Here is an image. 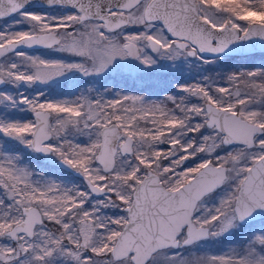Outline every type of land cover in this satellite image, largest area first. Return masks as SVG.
<instances>
[{
  "label": "snow or ice",
  "instance_id": "1",
  "mask_svg": "<svg viewBox=\"0 0 264 264\" xmlns=\"http://www.w3.org/2000/svg\"><path fill=\"white\" fill-rule=\"evenodd\" d=\"M257 46L264 0H0V264H264V62L218 70ZM185 64L157 100L29 92Z\"/></svg>",
  "mask_w": 264,
  "mask_h": 264
},
{
  "label": "rangeland",
  "instance_id": "2",
  "mask_svg": "<svg viewBox=\"0 0 264 264\" xmlns=\"http://www.w3.org/2000/svg\"><path fill=\"white\" fill-rule=\"evenodd\" d=\"M35 55H44L45 57H55L54 53L42 50L41 52L32 53ZM264 51H254L237 57H228L222 60L223 71H230L235 66L260 65L264 62V55H253ZM236 55V54H234ZM249 55V56H248ZM120 64L121 62H117ZM213 68L216 66L213 65ZM196 69L190 64L181 65L175 71H161L155 69L149 74L127 73L119 70L110 69L106 74L97 78L83 77L79 73H67L65 76L57 78L56 81L49 82L47 85H36L33 90H43L51 96L60 98L61 96L71 95L77 91L86 89L98 90L103 92L105 88L113 89L116 92H127L129 94H140L150 97L153 100L162 98L168 92L175 91V82L177 80L189 79L194 76ZM214 74V73H209ZM95 94V91L93 92ZM166 147V146H162ZM33 166L44 169L48 167H57L54 158L44 159L36 158Z\"/></svg>",
  "mask_w": 264,
  "mask_h": 264
},
{
  "label": "water",
  "instance_id": "3",
  "mask_svg": "<svg viewBox=\"0 0 264 264\" xmlns=\"http://www.w3.org/2000/svg\"><path fill=\"white\" fill-rule=\"evenodd\" d=\"M254 51H264L262 50L259 46L251 49L250 51H245V52H242V53H234L236 55H244V54H247V53H251V52H254Z\"/></svg>",
  "mask_w": 264,
  "mask_h": 264
},
{
  "label": "trees",
  "instance_id": "4",
  "mask_svg": "<svg viewBox=\"0 0 264 264\" xmlns=\"http://www.w3.org/2000/svg\"><path fill=\"white\" fill-rule=\"evenodd\" d=\"M252 54V53H251ZM264 55V52H259V53H253V55ZM231 57H237V55H230ZM249 56V55H248Z\"/></svg>",
  "mask_w": 264,
  "mask_h": 264
}]
</instances>
